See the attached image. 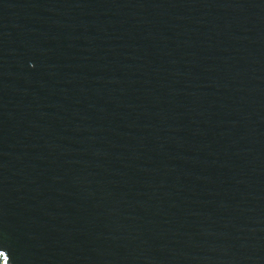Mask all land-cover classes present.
Segmentation results:
<instances>
[{
  "label": "water",
  "instance_id": "obj_1",
  "mask_svg": "<svg viewBox=\"0 0 264 264\" xmlns=\"http://www.w3.org/2000/svg\"><path fill=\"white\" fill-rule=\"evenodd\" d=\"M0 264H264V0H0Z\"/></svg>",
  "mask_w": 264,
  "mask_h": 264
},
{
  "label": "snow or ice",
  "instance_id": "obj_2",
  "mask_svg": "<svg viewBox=\"0 0 264 264\" xmlns=\"http://www.w3.org/2000/svg\"><path fill=\"white\" fill-rule=\"evenodd\" d=\"M0 255H2V253H0Z\"/></svg>",
  "mask_w": 264,
  "mask_h": 264
}]
</instances>
